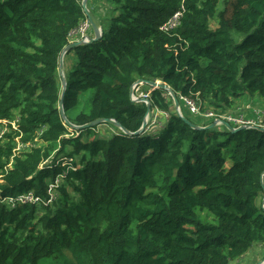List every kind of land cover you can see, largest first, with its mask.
Wrapping results in <instances>:
<instances>
[{
  "label": "trees",
  "instance_id": "1",
  "mask_svg": "<svg viewBox=\"0 0 264 264\" xmlns=\"http://www.w3.org/2000/svg\"><path fill=\"white\" fill-rule=\"evenodd\" d=\"M227 1L110 0L102 35L67 52L64 89L60 55L87 18L81 1L0 0V122H11L0 138V264H230L264 245V131L193 128L150 85L151 111L167 116L140 131L147 104L131 99L139 79L170 86L184 116L182 95L221 114L243 94L264 98V0H230V13ZM177 11V26L160 29ZM106 118L125 130L84 127ZM58 177L48 204L1 203L31 189L47 199Z\"/></svg>",
  "mask_w": 264,
  "mask_h": 264
},
{
  "label": "built area",
  "instance_id": "2",
  "mask_svg": "<svg viewBox=\"0 0 264 264\" xmlns=\"http://www.w3.org/2000/svg\"><path fill=\"white\" fill-rule=\"evenodd\" d=\"M183 14V11H177L176 13H174L172 16H170L169 18L166 19V21L160 26V29L165 30V31H170L172 28L176 27L178 22H179V18L181 17V15ZM91 28V24L89 22L88 19L84 20L78 28L74 29L71 33H70V37H71V41L74 40L75 37H77V39H87V34L86 31ZM102 32V30H101ZM74 37V38H73ZM135 87V93L138 91L140 92V97L143 98H149L150 97V90L146 89V85L144 82L138 83L134 85ZM136 96V94H135ZM181 100H185L186 101V105L188 107V109L191 111V113L193 114H197L200 115L204 118H212L214 120H217L218 124H221V120H225L228 123H230L231 125H233V127H241V126H255V125H260L258 123H254L251 120H249V117L246 114V112H242V110H240L241 112L237 111L236 113H218L216 111L213 110H207V109H203V105L204 103L200 100V99H188L186 97H184L183 95L180 96ZM159 110L160 112H158V114H156L154 116V118L152 119V123L156 124L158 123V117L161 116V113L163 115H166L165 112L161 111L160 109L156 108V111ZM155 111V112H156ZM155 114V113H154ZM11 122L3 120L0 122V138L3 136L4 132L7 130L8 125ZM14 124V123H12ZM262 127H264V125H260ZM62 179L61 177H58L55 181H53L52 183L48 184V194H49V198L44 199L41 195H38L35 193L34 190H28L26 192H21L17 195H8L5 196L2 200L1 203H5L7 205H12L13 201H16V205L19 203H31V204H48L52 201V199L54 198V193L56 190V187L60 185ZM264 264V261L263 263Z\"/></svg>",
  "mask_w": 264,
  "mask_h": 264
},
{
  "label": "rangeland",
  "instance_id": "3",
  "mask_svg": "<svg viewBox=\"0 0 264 264\" xmlns=\"http://www.w3.org/2000/svg\"><path fill=\"white\" fill-rule=\"evenodd\" d=\"M94 2V3H93ZM93 2L90 3V7L93 9V11L97 12V15L99 16V18L101 17V14L98 13L99 10H102L104 13L106 12L107 15L112 13V8H111V3L110 0H94ZM99 4V6H97ZM99 7V9H98ZM222 9H226L228 13L232 12L233 10V4H230V0L225 2L224 4L221 5ZM169 18V17H168ZM97 19V18H96ZM215 24V22L213 23ZM90 29V28H89ZM89 29L86 31L87 37H88V31ZM100 30H102V27L100 25ZM75 39H77V37H75ZM67 54V53H66ZM64 56V60H63V69H64V73L66 75V70L70 69L72 66V63L74 62V58L72 57L73 55H66ZM60 73V70H59ZM60 75L62 76V74L60 73ZM140 92L138 91L136 92V97H140ZM89 96V93L85 94V96L83 97V102L81 104V107L78 108V110H75L72 112V115L75 116L77 113L81 112V111H85L86 107H87V97ZM179 100V99H178ZM180 107H181V101H179ZM183 107V112L184 114L193 122H195L196 124H205L207 123V120L201 118L200 115L197 114H193L190 113V110L188 109L187 106L182 105ZM232 110H229V112L233 111V110H242V112L247 111L248 112V116L249 120H251L254 123H258L260 125H264V98L262 96H260L258 93L255 94H243L239 97H237L234 100V105L232 106ZM207 110H213V108H206ZM156 111V109H155ZM154 109L149 113L148 115V121L150 120V117L152 116V114H154ZM158 112H160L159 110H157L154 114V116L156 114H158ZM185 116V117H186ZM160 118L164 119V115L161 113ZM153 119V117H152ZM153 124V123H152ZM221 126V125H220ZM222 128V127H219ZM105 133V132H104ZM235 140H233L230 144V146L234 145ZM225 155L227 156V165L231 164V160L229 158L230 152L229 151H225ZM53 181H50L49 183H52ZM34 190V189H31ZM48 190V187H47ZM36 193V192H35ZM14 206H16V201L12 202V205H9V207L13 208ZM197 213H198V217L202 222H206V223H216L217 222V218L206 208L201 209L198 208L197 209ZM256 247V245H255ZM261 251L264 253V245L260 246Z\"/></svg>",
  "mask_w": 264,
  "mask_h": 264
},
{
  "label": "water",
  "instance_id": "4",
  "mask_svg": "<svg viewBox=\"0 0 264 264\" xmlns=\"http://www.w3.org/2000/svg\"><path fill=\"white\" fill-rule=\"evenodd\" d=\"M87 1L88 0H84L83 3H82V8H83V11L85 13V15L87 16V18L89 19L90 23H91V26L93 27L94 31H95V37H89L86 39V40H79V41H75V42H71L68 46H66L61 55H60V63H59V70H60V73L62 74V80H63V86H64V89L66 87V75L64 73V69H63V60H64V56L65 54L73 47H76V46H79L81 44H83L84 42H93V41H96L101 35H102V32L100 30V25L97 21V19L95 18V16L92 14V12L90 11V9L87 7ZM141 82H144L145 84L147 85H150V86H153V87H160V88H163L165 90L168 91V93L170 94V96L172 97V100L174 102V106L176 108V111L178 113V115L186 122L188 123L190 126H192L193 128H197V129H209V128H213L217 125V120H215L212 124H209L207 126H200V125H197L195 124L194 122H192L191 120H189L187 117H185L183 115V113L181 112V109H180V104H179V100H178V97L176 95V93L171 89L170 86H168L166 83H163L162 81H147L145 79H139L137 80L135 84H138V83H141ZM134 85L132 86L131 88V99L133 101H143V102H146L147 104V114H146V118H145V121L143 123V126L141 128L140 131H143L144 129L147 128L148 126V115L151 111V103H150V99L149 98H143V97H136L135 96V87ZM60 110H61V114L64 118V120L67 122V124H70L73 126L72 123H70V121L67 119V116L65 114V111H64V107H63V101L61 100L60 102ZM114 122L115 124H117L118 126H120L122 129H124L118 122H116L115 120L113 119H99V120H96L94 122H91L89 124H86L84 125V127L86 126H93L95 124H100L102 122ZM221 123L224 124V126L226 128H228V130H230L232 133H237L241 130H246V129H250V128H255V129H258V130H261V131H264V127L262 126H241V127H238V128H234L230 123H228L227 121L225 120H221ZM125 130V129H124ZM261 183H262V186H263V189H264V172L262 173V176H261ZM262 207L264 209V197H263V200H262ZM259 264V263H258Z\"/></svg>",
  "mask_w": 264,
  "mask_h": 264
},
{
  "label": "crops",
  "instance_id": "5",
  "mask_svg": "<svg viewBox=\"0 0 264 264\" xmlns=\"http://www.w3.org/2000/svg\"><path fill=\"white\" fill-rule=\"evenodd\" d=\"M81 3H83L84 0H80ZM94 0H88L87 1V7L90 9V11L92 12V14L95 16V18H97V21L101 22V27H103V18L106 16L102 10H99L98 13L101 14V17L99 18V16L97 15V12L93 11V9L90 7V3L93 2ZM94 3V2H93ZM99 6V4L97 5ZM99 9V7H98ZM88 36L89 37H95V31L93 29V27L91 26V28L88 31ZM263 245H258L256 246L253 250L254 252H252L251 254H247L244 258L241 259H236L234 261H232L230 264H262L264 261V253L261 251V247Z\"/></svg>",
  "mask_w": 264,
  "mask_h": 264
},
{
  "label": "clouds",
  "instance_id": "6",
  "mask_svg": "<svg viewBox=\"0 0 264 264\" xmlns=\"http://www.w3.org/2000/svg\"><path fill=\"white\" fill-rule=\"evenodd\" d=\"M86 19H88V18H86ZM85 19V20H86ZM89 20V19H88ZM90 22V21H89ZM91 24V23H90ZM88 38V37H87ZM76 39L74 38V40L73 41H75ZM79 40H86V39H78V40H76V41H79ZM145 85H147V84H145ZM150 121V120H149ZM149 121H148V123H149ZM222 124V123H221ZM223 125V124H222ZM202 126V125H201ZM217 126H220V124H218L217 123ZM233 126V125H232ZM235 128V127H234ZM236 128H238V127H236Z\"/></svg>",
  "mask_w": 264,
  "mask_h": 264
}]
</instances>
